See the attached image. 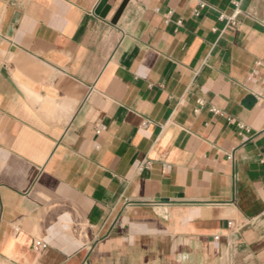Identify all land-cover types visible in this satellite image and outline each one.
I'll list each match as a JSON object with an SVG mask.
<instances>
[{
  "label": "crops",
  "instance_id": "obj_1",
  "mask_svg": "<svg viewBox=\"0 0 264 264\" xmlns=\"http://www.w3.org/2000/svg\"><path fill=\"white\" fill-rule=\"evenodd\" d=\"M100 2L0 0V264H264V0Z\"/></svg>",
  "mask_w": 264,
  "mask_h": 264
},
{
  "label": "built area",
  "instance_id": "obj_2",
  "mask_svg": "<svg viewBox=\"0 0 264 264\" xmlns=\"http://www.w3.org/2000/svg\"><path fill=\"white\" fill-rule=\"evenodd\" d=\"M203 6V4H201L200 5V7H202ZM194 15H198L199 13H198V10H194ZM33 248H34V250H41L43 247H44V244H43V242H41L40 240H35L34 242H33Z\"/></svg>",
  "mask_w": 264,
  "mask_h": 264
},
{
  "label": "water",
  "instance_id": "obj_3",
  "mask_svg": "<svg viewBox=\"0 0 264 264\" xmlns=\"http://www.w3.org/2000/svg\"><path fill=\"white\" fill-rule=\"evenodd\" d=\"M106 2H107V0H101L100 4L98 5V7H97V9L95 11L96 14H100L101 9L106 4ZM106 8L107 7H104L105 10H106ZM105 10H103L100 15H103V13H104Z\"/></svg>",
  "mask_w": 264,
  "mask_h": 264
}]
</instances>
